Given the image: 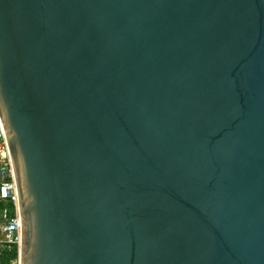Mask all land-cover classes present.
Returning <instances> with one entry per match:
<instances>
[{"label": "water", "instance_id": "95a60500", "mask_svg": "<svg viewBox=\"0 0 264 264\" xmlns=\"http://www.w3.org/2000/svg\"><path fill=\"white\" fill-rule=\"evenodd\" d=\"M18 264H264V0H0Z\"/></svg>", "mask_w": 264, "mask_h": 264}, {"label": "built area", "instance_id": "2783aa9c", "mask_svg": "<svg viewBox=\"0 0 264 264\" xmlns=\"http://www.w3.org/2000/svg\"><path fill=\"white\" fill-rule=\"evenodd\" d=\"M0 246L19 250L18 218L13 173L0 123ZM11 264H18V256Z\"/></svg>", "mask_w": 264, "mask_h": 264}, {"label": "trees", "instance_id": "16d2710c", "mask_svg": "<svg viewBox=\"0 0 264 264\" xmlns=\"http://www.w3.org/2000/svg\"><path fill=\"white\" fill-rule=\"evenodd\" d=\"M18 252L16 248L8 249L6 247L0 246V264H11V262L16 259Z\"/></svg>", "mask_w": 264, "mask_h": 264}]
</instances>
